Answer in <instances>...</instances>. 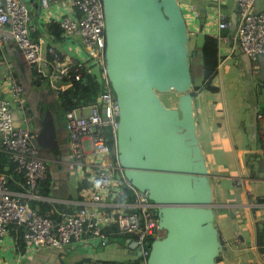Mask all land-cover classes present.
Returning a JSON list of instances; mask_svg holds the SVG:
<instances>
[{
	"label": "built area",
	"instance_id": "built-area-1",
	"mask_svg": "<svg viewBox=\"0 0 264 264\" xmlns=\"http://www.w3.org/2000/svg\"><path fill=\"white\" fill-rule=\"evenodd\" d=\"M228 2L210 0L205 9L206 34L218 40L226 39L221 30L230 24L221 11L222 4ZM258 2L237 0L233 39L228 48L231 55L239 47L251 62H257L264 54V0ZM179 4L188 32H197L202 12L192 2ZM37 6L41 23L33 22L24 0H0V43L9 32L27 65L37 73L44 72L41 66L46 62L44 53L49 54V63L56 71L50 77L64 79L59 89L69 87L73 80H80L84 72L94 67L102 70L104 85L95 100L65 109L71 151L68 163L73 167L78 198L51 216L39 212L29 200L40 198L39 185L49 176L47 160L53 158L44 155L36 144L38 133L31 128L26 112L25 88L12 64L5 60L0 95V151L7 155L13 167L10 172H0V240L6 235L11 241L20 239L27 250L53 247L65 251L73 241L91 248L112 245L136 254L132 262L125 264H147L150 242L162 237L164 232L159 226L156 204L126 178L118 159V105L105 67L102 0H37ZM47 24L57 26L63 38L56 39L54 33L47 31ZM64 45L68 49L74 45L78 57L65 55L61 50ZM14 108L21 112L19 119ZM262 134L264 137V123ZM85 140L89 141L88 149ZM13 183L25 186L29 194L25 196L14 189ZM261 256L264 259V246ZM75 264L107 263L89 259Z\"/></svg>",
	"mask_w": 264,
	"mask_h": 264
},
{
	"label": "water",
	"instance_id": "water-1",
	"mask_svg": "<svg viewBox=\"0 0 264 264\" xmlns=\"http://www.w3.org/2000/svg\"><path fill=\"white\" fill-rule=\"evenodd\" d=\"M102 4L105 67L118 105V159L126 178L156 204L164 229L152 241L147 264H218L222 243L196 131L189 32L179 1ZM242 58L250 67V58L244 53ZM169 90L178 92L176 107L160 99ZM47 130L54 135L46 114L41 131Z\"/></svg>",
	"mask_w": 264,
	"mask_h": 264
},
{
	"label": "crops",
	"instance_id": "crops-1",
	"mask_svg": "<svg viewBox=\"0 0 264 264\" xmlns=\"http://www.w3.org/2000/svg\"><path fill=\"white\" fill-rule=\"evenodd\" d=\"M205 1V4L197 6L203 14L199 21L202 23L204 34H206V27L203 24V18L210 0ZM226 4H222V6ZM29 5L30 7L27 6L31 11L33 7H36L37 12L39 11L37 2L31 3L30 1ZM232 10V13L228 14L221 9L224 18L230 21L228 27L221 30V34L226 38L225 42L229 47L232 44L235 28L234 25L233 27L231 25L232 16L235 20V6ZM41 31L46 32L45 29ZM5 35L6 38L0 43V95L3 93L2 79L6 69L5 60H7L12 64L16 76L25 88L26 112L31 121V128L38 133L37 146L44 155L53 158L47 160L49 176L47 182L39 185L40 198L30 199L29 202L39 212L55 216L74 204L78 198L77 181L73 174V167L68 163L71 158V151L68 133L65 129V118L62 117L58 109L57 90H59L64 79L57 76L50 77L56 71H49L42 64L44 72L34 75V69L27 65L9 32H6ZM227 45L219 47V53L221 49L227 51ZM259 57L264 61V54ZM202 89L203 83L198 89H195L193 112L197 136L205 154V162L212 186V200L215 203V226L222 238V250L217 260L218 264H264V259L261 256L264 246V159L256 161L255 165L247 160L248 155L255 153L264 156V137L262 134L264 112L257 113L258 120L255 118L259 123L257 129L260 131L259 136H261L260 146L257 145L256 150L247 145L245 147L238 146V142L233 137V131L236 130L240 133L241 130L236 122L232 121L233 118L221 114L223 101L219 99V87L217 91H213L217 93L215 99L208 98ZM213 100L217 101L213 102ZM14 114L18 119L21 116L18 108H14ZM46 114L52 116L55 124L54 135L48 130L41 131L42 118ZM253 135L256 138L257 135ZM50 141H53V144L49 143ZM47 144L52 145V149L48 148ZM12 187L22 191L25 196L29 194L23 185L13 183ZM70 245L72 243L68 245L65 251L53 247L27 250L20 239L10 240L12 255L8 258L0 256V264L6 262L15 264H67L63 256L65 252L72 250ZM118 250H120L118 247L112 245L108 248H95L94 253L92 251L84 252L80 261L89 260L92 256V259L104 261L126 256L118 255Z\"/></svg>",
	"mask_w": 264,
	"mask_h": 264
},
{
	"label": "rangeland",
	"instance_id": "rangeland-1",
	"mask_svg": "<svg viewBox=\"0 0 264 264\" xmlns=\"http://www.w3.org/2000/svg\"><path fill=\"white\" fill-rule=\"evenodd\" d=\"M31 0H24V2L30 7L29 2ZM37 2V0H33ZM179 2H192L195 6L199 7L201 4H205V0H178ZM262 0H259V4ZM230 3V4H228ZM226 5L222 6V11L225 13H232V8L235 6L234 0H229ZM33 22L38 21L41 23L42 17L39 12H37L36 7H33L31 11ZM204 41V32H189L187 49H188V61L190 66L191 78L194 84L201 86L203 83V69H202V56H201V46ZM219 47H224L226 44L225 40L219 39ZM79 49H83L80 42H76ZM68 49V45L61 46V50L65 55L70 54L73 57H78L75 51V46ZM227 49L229 45L226 46ZM65 48V49H64ZM239 47H236L233 54H229V51L224 49L220 50L219 56L220 61L218 65V71L211 80L212 85L219 87L220 97L223 104V112L221 114L228 115L233 118L232 121L236 122L238 128L241 130L238 133L236 130L233 131V137L238 142V146L245 147V145L257 149V145L260 146L261 136H259L260 131L257 129L259 123H257L258 117L257 113L264 112V61L261 57L258 58L257 62H252L249 67L247 63L242 58V51ZM44 59L46 62H42L49 71H54V68L50 65L51 57L46 52L44 53ZM48 61V62H47ZM203 92L206 93L208 98L215 99L217 93L208 90L203 87ZM58 91V90H57ZM58 93V92H57ZM161 101L170 107L177 106L178 92L175 90H169L167 92H161L159 94ZM217 101V100H213ZM58 106V105H57ZM58 109L64 118L65 109L64 107H59ZM257 120H256V119ZM253 134H256V138ZM43 137V136H42ZM240 138V140H239ZM240 141V142H239ZM85 148L90 147L89 141L85 140ZM253 150V151H255ZM264 156L255 153L247 156V160L252 162L254 165L258 160H263ZM217 161H220L217 159ZM164 232V229H162ZM163 233L160 234V236ZM9 245V247H8ZM71 251L65 252L63 259L67 264H75L80 261L84 252L92 251L94 253L95 248L91 246H84L77 241H73L72 245L69 246ZM118 255H126L114 258L122 264L126 262H132L133 254L132 251L125 248H119ZM12 255L10 250V239L6 235L2 240H0V256L10 257ZM93 256L90 258L92 259ZM95 259V258H94ZM101 260V259H96ZM82 261V260H81Z\"/></svg>",
	"mask_w": 264,
	"mask_h": 264
},
{
	"label": "trees",
	"instance_id": "trees-1",
	"mask_svg": "<svg viewBox=\"0 0 264 264\" xmlns=\"http://www.w3.org/2000/svg\"><path fill=\"white\" fill-rule=\"evenodd\" d=\"M235 12V11H234ZM231 25L235 27L234 16L231 17ZM56 28V29H54ZM46 29L48 32H52L56 35V39H62L63 37L59 33L57 26L53 24H47ZM201 56H202V69H203V87L211 91H217L218 87L212 85L211 80L218 71V65L220 61L219 56V42L218 39L212 35L204 34V41L201 46ZM73 70V68L71 69ZM37 74L36 71L33 73ZM104 80L102 77V70L98 67H94L91 71H86L83 73V77L80 80H73L69 87L65 89L58 90V105L59 107L75 106L81 103H88L95 100L97 95L103 90ZM199 86L194 84L192 81V94L194 96L195 89H198ZM13 163L7 157V155L0 151V172L12 170ZM48 178L43 182H47ZM33 206V204H32ZM44 211V210H42ZM219 239L222 243V238L219 235ZM152 241L149 246L151 248ZM219 255L217 256V260ZM104 263H111L115 261L114 259L109 260H100ZM138 262L137 260H135ZM134 261V262H135ZM122 264V263H121Z\"/></svg>",
	"mask_w": 264,
	"mask_h": 264
}]
</instances>
